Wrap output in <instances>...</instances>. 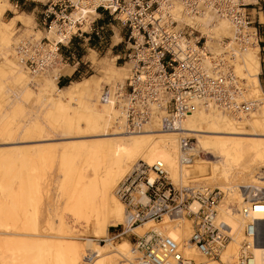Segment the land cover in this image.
<instances>
[{
    "label": "built area",
    "instance_id": "obj_1",
    "mask_svg": "<svg viewBox=\"0 0 264 264\" xmlns=\"http://www.w3.org/2000/svg\"><path fill=\"white\" fill-rule=\"evenodd\" d=\"M249 4L245 0H46L37 11L36 26L44 33L52 31L54 37H20L13 51L31 74L67 64L62 49H69L74 38L94 35L100 43L106 41V24H94L104 12L126 29L122 58L128 63V76L123 86L105 88L102 97L112 100L127 130H136L151 119H157L160 129H176L198 104H211L238 118L256 106L257 98L235 67V53L228 47L232 40H212L195 20H184V16L206 10L227 18L235 31L232 42L243 46L254 37L259 41L257 25L246 9ZM212 41L218 43V51L210 46ZM193 147L192 136L179 137L181 163H190ZM116 193L124 203L125 217L112 238L134 236V264L193 261L184 254L181 240L165 233L161 225L148 227L142 234L133 231L146 219L158 225L164 214L191 220L189 242L205 256L219 258L225 245L235 239L231 264H264V188L244 194L246 202L238 209L243 219L238 238L231 224L218 215L222 190L191 180L177 185L160 159L151 164L141 158L135 161L118 182Z\"/></svg>",
    "mask_w": 264,
    "mask_h": 264
},
{
    "label": "bare ground",
    "instance_id": "obj_2",
    "mask_svg": "<svg viewBox=\"0 0 264 264\" xmlns=\"http://www.w3.org/2000/svg\"><path fill=\"white\" fill-rule=\"evenodd\" d=\"M245 1L249 2V5H252L253 1L256 0ZM10 6V3L6 0H0V47L3 49L0 52L1 55H3L2 51L8 52L11 48H14L15 42L12 40L11 30L14 27L15 21H23V19L29 17L27 14H17L15 18L4 21L3 14ZM93 14L95 15V13ZM94 17L92 16V18ZM184 17V20H195L202 31L204 30L209 33L212 40L229 37V40L233 41L235 31L225 17H216L206 10L199 15ZM23 22L25 23V21ZM84 27L86 26H83V29ZM45 34L49 38L54 37L52 31ZM232 41L229 42L230 45L227 44L225 47L229 45V48H233L235 67L239 70L241 77L247 81L250 93L257 98L256 106L248 113H243L236 118L225 111H220L211 104H198L177 123L178 127L172 130L160 129L157 119L144 122L136 130L129 131L126 129L123 115L113 105L112 100L106 101L102 97L103 92H100L103 82L106 81L104 79L109 80L113 78L114 70L112 69L106 70L104 76H98L96 79L90 77L82 81L73 82L63 91L56 85L58 76L65 71L61 68L63 64H61L60 68L52 66V68L46 70L47 72L44 71V75L43 73L31 74L16 60H9L7 62V68L10 71H8L9 78L11 80L19 83L18 85L24 86L25 89L31 87L28 86L29 84H33L35 87L38 86L37 88L41 91L42 98H44L42 99L44 100L42 101V112L48 116H45V118L47 117L48 119L51 114L56 113L60 120L63 119V123L65 122L66 124L68 132L67 142L65 144L63 142L61 146L62 151L59 152V166L63 171L68 172L69 169L76 171L74 179H71L72 184L70 187L68 186L66 191L69 203V207L67 206L68 214L74 221L92 220L93 223L89 229L92 235H107L110 219L122 221L125 217V206L123 201L117 196L116 188L118 182L130 171L133 165V163H130L141 158L151 164L156 159H160L163 161L171 181L173 180L172 182L177 183V185L186 184V182L190 183L191 180L203 186L219 187L223 195L218 202V215L231 224L232 230L237 232L235 238L240 236V226L243 219L238 213V209L246 202L244 194L247 191L251 192L255 189L264 188V97L261 93L258 76L260 68V47L258 42L255 37L251 42L243 46H237ZM210 46L214 48V51L220 49L218 43H213V41L210 43ZM125 64H127V77L129 67L127 62ZM121 68L123 69L124 67L122 66ZM92 92H95L94 96L91 94ZM99 92L101 96H98ZM85 95L88 97H85ZM82 100L85 101L84 108L79 111L77 103L82 102ZM33 124L42 132L44 127V125L42 127V123L35 120ZM99 131H102V133H99ZM41 132L40 134H42ZM181 135H195L199 148L203 152L207 150L216 154L219 157V161L212 164L209 163L210 167H202L207 161L203 159L202 155H200L201 153L195 157L198 147L194 138V155L190 163H181L178 149V140ZM44 136H46L45 133L39 137ZM28 146L31 147L32 145L21 148L23 151H29L27 150L29 149L27 148ZM38 146L37 144L36 149L34 145L36 150L41 149V144ZM69 159H76L79 162L76 161L71 165L70 162H67ZM206 168L209 169V171L207 170L208 172L206 171L208 174H205L207 177L199 178L200 172H204ZM195 172H198V174H195ZM255 172H258L259 176L254 177L253 174ZM193 173L195 175H192ZM190 177H194V179ZM248 187L250 188L249 190ZM39 192L36 187L35 195L36 198L38 197L37 200L41 199L38 195ZM21 193L23 195V191ZM19 194L17 196H20ZM228 199L235 200L237 204L229 201L225 202ZM12 202L14 204L15 200L12 199ZM163 216L162 221L158 225L154 224L153 220L146 219L134 226L133 231L138 228L142 231L141 229L144 230L148 226L158 229V226L160 227L161 225L165 233L181 240L184 254L193 259L192 262H189L190 264L232 263L233 254L236 252L237 241L235 239L225 245L224 249L220 252L219 258L207 257L200 253L193 243L189 242L192 223L187 216L175 215V217H169L165 214ZM61 220L60 222H62ZM36 224H34L32 229L36 233L33 231L32 234L29 233L32 236L30 237L29 235V238H34L31 240L26 237V239L22 240L21 238L15 239V237H18L16 234L19 233L9 231L6 227V230H0V236L4 235V238H6V235L15 234L13 239L7 236L6 239L0 240V249H3L4 253L10 254L8 255L10 258L7 256V259L0 257V264H15L14 260L18 255L24 253L26 256L31 255L30 253L37 252L38 249V252L41 248L43 250V245L50 247L54 244L51 241V244H49L50 242H47L44 238L57 237L59 239L63 237L61 234V236L39 234ZM22 236L24 237V235ZM90 236L84 239L83 246L85 247L82 248L83 255L81 260L84 262L85 255L90 259L88 262L85 261V264H101V259L98 256L96 259L94 258L97 254L106 255L111 264H116L117 258L121 256L127 257L129 260L127 264H134L137 254L133 245L131 247L128 241L123 240L115 244L112 243L111 238H108L105 240L104 245H97L96 241L90 238ZM78 238V234L67 235V239L70 240L75 241ZM61 239H59L61 241L60 244L58 241L59 246H53L60 248V252L63 251L64 254L72 253L70 257H68V254L67 258L69 261L71 260L70 263L78 264L76 252L79 244L74 242L65 246L62 242L63 239ZM229 246L231 252H229ZM64 257L67 259L66 256ZM22 261L24 260H21V263ZM66 261L64 260L65 263ZM35 262L32 260L31 263L34 264ZM55 264H62V261L58 258Z\"/></svg>",
    "mask_w": 264,
    "mask_h": 264
},
{
    "label": "rangeland",
    "instance_id": "obj_3",
    "mask_svg": "<svg viewBox=\"0 0 264 264\" xmlns=\"http://www.w3.org/2000/svg\"><path fill=\"white\" fill-rule=\"evenodd\" d=\"M6 1L10 2L11 6L3 14L4 21L15 18L19 13H26L29 16L28 18L23 19L25 23L23 21H15L14 27L12 28L13 31L11 30L12 40L15 43L20 37H28L33 35L35 36V38L38 37L37 39H39L42 36L46 35L43 30L38 29L39 27L36 26V20L38 18L37 11L41 9V2H44L45 0H22L23 2H25V4L18 6H15L14 0ZM35 7L37 8L34 9ZM247 9L251 13V18L254 19L253 23L257 25V28L259 30L258 44L260 47V68L258 76L261 85V93L264 97V70H261V64H264V45H262V43H264V0L253 1L252 5H249ZM105 15L106 17H104ZM102 16L104 17L106 22L109 23V26L106 27V41L100 43L94 35H91L90 39L85 40L82 38H74L71 45V47L76 46L77 50H80L81 54L84 53L86 56L91 49L94 50L96 56L98 57V62L93 61V65L92 62H90L88 59H85L87 62L85 70H83L81 73H77V78L74 77V74H71V76L67 78H65L63 75H60L56 81V85L58 87H62V83H66L65 85H63L64 87H66L67 85L69 86L75 81H82L85 78L92 77L96 79L98 76H104L106 74V70L108 69L114 70L113 78L109 80L104 79L106 81L103 82L100 92H104L105 88L107 87L113 88L117 85H123V83L125 82V78L127 75V64L124 63L122 55L119 58L117 57L118 52L116 51V49L121 51L125 50V29L123 30L124 33L121 32V35L123 36L121 40H118L117 38L114 39L113 37L108 38L115 32V28L119 29L120 24L117 19L109 17L106 13H103ZM98 22L99 19H97L94 24H99ZM85 28L87 27H84V29ZM76 42L85 44L83 46H79L76 45ZM1 50L3 49H1L0 47V52ZM2 53L3 55L0 54V230H6V228H8L9 231L19 233L16 234V236L18 237H15V234H10L6 235V238L8 236V238L11 237L12 239L13 237H15V239L21 238V240L26 238L30 239L29 235L32 234V231L36 233V231L32 229L34 227V224L37 223L36 226L38 228L37 231L39 234H61L63 236L61 237L63 240L61 238L59 239L62 240V242L64 243L63 245L66 246L67 244L74 242H76V244H79L76 252L78 264H85L84 262H88L90 261V259H88L85 255L84 262L81 260L83 255L82 248L85 247L83 246L84 239L92 235V232L89 229L93 222L92 220L74 221L68 214L69 203L67 201L66 191L68 186H71L76 171H73L71 169H69L68 172L63 171L59 166V152L62 151L61 146L63 145V142L64 144L67 142L68 132L66 129V124L65 122L63 123V119L60 120L56 113L51 114L48 119V116L43 114L42 101L44 100L42 99L44 98H42L41 91H39L37 88L38 86L35 87L33 86V84H29L28 86L31 87L25 89L24 86L18 85L19 83L9 78L7 62L9 60H16V62H18V60L15 56L13 48H11L8 52L2 51ZM66 65L72 66L71 60H68V63ZM122 66L124 67L123 69L121 68ZM42 73L44 74V72ZM67 87L64 90H66ZM100 92L98 93V96L100 95ZM91 94L94 96L95 92H92ZM85 97L88 96L85 95ZM84 102L85 101L82 100V102L77 103V108L79 109V111L84 108ZM45 116L47 117L45 118ZM35 120L39 123H42V127L44 125L42 132L39 131V128H37L33 124ZM40 132L42 134L45 133L46 136L39 137L42 135L40 134ZM99 133H102V131H99ZM192 136L193 140L194 138L196 139L195 135ZM37 144L39 146L41 144V149L39 148L38 150H36ZM25 145H32L31 147H27L29 148L27 149L29 151H23L22 148L26 147ZM34 145L36 146V149ZM196 145L198 147V152H196L195 157H197L201 153L200 155H202L203 159L207 161L206 164H204L203 166L201 165L202 167H210V164L219 161V157H217L216 154L207 150L203 152V150L199 148L197 139ZM51 149L54 151H52ZM76 161V159H69L67 162H70L71 165H73ZM134 162L135 161L131 162L130 164ZM207 170L209 171V169L206 168L204 172H200V176L198 177H207V175H205L208 172ZM255 173L253 174L254 177L259 176L258 172ZM195 174H198V172H195ZM195 174L193 173L192 175ZM194 177L190 178L194 179ZM34 181L37 186L35 185ZM36 187L38 192L40 191L38 195L41 199L38 200V197L36 198L35 195ZM21 191H23V195ZM18 194L20 196H17ZM11 198L15 200L14 204H12L14 201L12 202ZM227 201L233 204H237L233 199H228L225 202ZM10 205L11 207H9ZM60 217L62 218V220ZM59 218L63 223L60 222ZM123 221L124 220L121 221L110 219L107 235H92L90 236V238H93L96 241L97 245H104L106 242L105 240H107L108 238H111L112 243L115 244L126 240L132 247L134 240L133 235H123L112 238L113 235L120 231ZM113 222L114 224L111 225V223ZM149 225H151V223H149ZM138 229H134V232H136L137 234H141L144 230L147 229V227L144 230L141 229L142 231ZM75 234H78L79 236V238L75 241L67 239V235ZM22 235H24V237ZM4 237V235L0 236V240L6 239ZM30 237L32 236L30 235ZM44 239H46L47 242H53V245H58L59 239L57 237H47ZM51 242L49 244H51ZM60 242L61 241H59V244ZM53 245L50 247H46V245H43V250L41 248L39 251L41 253L38 252V249V253L35 251L33 253H30L31 255L27 256L24 255L25 253L22 255H18L14 260V263L20 264L21 260H24L26 263L22 261L21 264H33L31 262L32 260H34V262L36 261L34 264H55L57 259L59 258L62 261V264L65 263L64 260L68 261H66L67 264H72L70 263L71 260L69 261V259L67 258V255L69 254L68 257H70L72 253L64 254L63 251L60 252V248H55L56 246ZM47 248L48 250H46ZM230 249L231 248L229 246V252H231ZM8 255L10 254L6 252L4 253L3 249H0L1 258H10V256ZM63 255L66 256L67 259H65ZM28 256L32 260L29 259ZM97 256L101 259V264H111L106 255L97 254L94 256V258L96 259ZM25 258L28 260H26ZM128 261L129 260L126 256H121L117 258L116 264H127Z\"/></svg>",
    "mask_w": 264,
    "mask_h": 264
},
{
    "label": "crops",
    "instance_id": "obj_4",
    "mask_svg": "<svg viewBox=\"0 0 264 264\" xmlns=\"http://www.w3.org/2000/svg\"><path fill=\"white\" fill-rule=\"evenodd\" d=\"M8 3H10V2H8ZM14 4L18 6V5L25 4V2H23L22 0H14ZM103 13L104 12H101L100 13L99 18H98L99 19V22L98 23L99 24H106V26L108 27L109 26V23H107L106 20L104 19V17H106V15L104 17L102 16ZM19 14H26V13H19ZM123 30L124 29L121 26L119 27V29L118 28H115V32L112 35H110V38L113 37L114 39L117 38L118 40H121L122 37H123L121 35V32H123ZM125 33H126V29H125ZM84 44L83 43L76 42V45H79V46H83ZM116 51L118 52L117 56L118 55L119 56H121V55L123 56V53H124L125 50L124 51H121V50L116 49ZM80 52L81 51L80 50H77L76 46H72L69 49H66V48H63L62 49V53L65 54L66 56H68V59L71 60L72 66H68L66 64H63V66L61 64L60 65H55V67H59V68L62 66L61 67L62 70L63 71L65 70L64 73H61L60 75H63L65 78H67V77H70L71 74L81 73L83 70H85V68L87 66V62H86L85 59H88L92 63H93V61L98 62V57L96 56V53L94 52V50L91 49L90 52L87 54V56L84 53L81 54ZM93 65H94V63H93ZM261 70L262 71L264 70V64H261ZM112 224H114V222L111 223V225Z\"/></svg>",
    "mask_w": 264,
    "mask_h": 264
},
{
    "label": "trees",
    "instance_id": "obj_5",
    "mask_svg": "<svg viewBox=\"0 0 264 264\" xmlns=\"http://www.w3.org/2000/svg\"><path fill=\"white\" fill-rule=\"evenodd\" d=\"M90 43H91V42H90ZM262 45H264V43H262ZM80 53H81V52H80ZM74 77L77 78L76 74H74ZM75 82H76V81H75ZM65 84H66V83H62V84H61L62 87L59 86V89L64 90L66 87H64L63 85H65ZM63 87H64V88H63Z\"/></svg>",
    "mask_w": 264,
    "mask_h": 264
}]
</instances>
